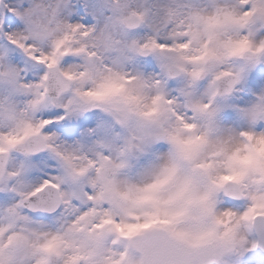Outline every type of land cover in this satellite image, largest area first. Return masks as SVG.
<instances>
[{
    "label": "snow or ice",
    "instance_id": "obj_1",
    "mask_svg": "<svg viewBox=\"0 0 264 264\" xmlns=\"http://www.w3.org/2000/svg\"><path fill=\"white\" fill-rule=\"evenodd\" d=\"M0 264H264V0H0Z\"/></svg>",
    "mask_w": 264,
    "mask_h": 264
}]
</instances>
